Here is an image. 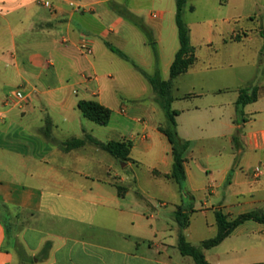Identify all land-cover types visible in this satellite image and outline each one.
<instances>
[{"label": "crops", "instance_id": "0c3cea01", "mask_svg": "<svg viewBox=\"0 0 264 264\" xmlns=\"http://www.w3.org/2000/svg\"><path fill=\"white\" fill-rule=\"evenodd\" d=\"M43 1L51 2L55 10L42 6ZM72 1L78 8L69 6ZM109 1L0 0V264H196L179 251L177 210L189 214L184 234L195 247L205 241L195 243L191 237V218L198 212L213 211L215 218L221 212L231 221L236 218L230 213L234 206L264 211V26L258 30V44H252V34L243 28L235 27L224 38L226 45L231 44L227 62L249 76L220 77L216 81L230 79L231 85L174 98L179 136L189 142L184 155L186 180L183 191L179 188L181 202L172 211L174 234L172 231L159 237L156 225L125 208L122 199L128 190L119 193V183L112 181L113 174L121 183L127 182L117 168L123 161L90 141L77 149H64L67 141L87 136L104 144L127 141L132 147L125 167L148 164L154 176L176 182L170 177L172 146L159 131L165 122L155 119V108L150 112L138 107V115L129 119L141 125L140 134L117 140L99 137L103 133L98 128L101 125L92 121L94 124H85L81 118V100H94L114 111L115 97L103 86L108 85L105 78H114L110 68L114 55L121 56L109 45L144 66H151L152 57L155 61V56L139 52L142 42L139 40L137 47L136 22L152 32L163 80L170 79V67L180 48L177 25L173 26L176 12L174 17L172 0H150L152 6L169 4L170 9L159 13L131 8L118 17L107 8L97 9ZM241 18H235L236 22ZM167 19L170 29L165 32ZM83 36L90 40V54L81 48ZM147 45L148 41L146 49ZM242 89L255 91L257 100L238 108ZM17 90L23 91L26 102L12 101ZM176 103H185L186 107L176 109ZM120 112L125 113V108ZM195 147L211 158L212 163L206 166L198 164L208 180L202 181L191 166L197 160ZM81 150L83 153L77 154ZM96 153H108L113 160L107 158L97 167ZM238 156L241 161L236 164ZM245 166L251 170L246 180L237 171ZM258 168L261 174L256 176ZM231 173L239 189L230 190L229 183L227 190H217ZM219 176L220 184H216ZM21 179L32 181L24 183ZM35 180L46 181V186ZM111 233L118 236L112 238ZM16 245L23 247L22 254ZM217 247L204 250L211 264H238L232 260L234 253L216 254L212 262L209 253Z\"/></svg>", "mask_w": 264, "mask_h": 264}, {"label": "rangeland", "instance_id": "374dc122", "mask_svg": "<svg viewBox=\"0 0 264 264\" xmlns=\"http://www.w3.org/2000/svg\"><path fill=\"white\" fill-rule=\"evenodd\" d=\"M172 3V11L175 17L177 9L176 0H172ZM191 6L194 7V11H189ZM101 7L107 8L114 17H118L122 11H130L131 8H145L147 11L157 13L164 9H170L167 2H158L152 6L150 0H111L102 6H98L97 9L100 11ZM147 13H145V16ZM239 16L242 18L238 19L239 22L237 23V19L235 18ZM249 17L252 19H249ZM184 20L192 30V45L196 50L197 63L192 71L176 79L173 90L174 98L187 94H200L214 89H223L225 85H231L230 79L216 81L220 77L231 78L232 76H236L239 78L240 76H249V74H242L238 68L231 66L230 62H227V60L230 61L231 44L226 45L224 38L228 37L235 27L243 28L252 34V44H258L260 42L258 30L264 26V0H189L184 8ZM106 23L107 25H112L109 22ZM169 26L170 21L167 19L164 23L165 32L169 31ZM173 26L176 28L175 18H173ZM135 32L137 47L139 46L138 41L142 42V48L139 52L146 56H154L150 45H147V49L145 48V44L148 41L146 33L139 27L136 28ZM177 44L179 46V40H177ZM132 59L131 61H127L118 55H114V60L110 67L114 73V81L110 78L104 79V82L108 83V85L104 84L103 86L105 92L114 96L116 100V104L112 106L114 111H112V118L108 127L96 125L100 130H103V133L98 134V136L100 135L99 137L104 139L117 140L123 137L128 138L132 134L139 135L141 125L129 119L138 115L136 114L138 107L147 108L150 112L155 108L157 110V114L154 115L155 119H160L159 121L161 122L166 121L165 113L156 101L159 100V97H156L157 95L153 91L151 84L140 72V69L149 74L155 72L156 64L153 61V57L152 64L149 67L142 65L136 58ZM165 77L167 78L168 74ZM209 96L212 97L214 95ZM195 100L192 99L191 101L195 102ZM122 107L125 108V113L123 114L120 112ZM174 107L182 109L186 105L185 103H176ZM241 116L239 117L240 123H242ZM81 118L85 124H94L84 117ZM226 149L224 143L222 152L224 155ZM82 153L83 150L77 154ZM95 156L94 165L97 167L99 166V162L102 163L103 160L105 162L107 158H112L113 160V157L108 155V153H96ZM195 157L197 162L193 160L191 166L195 168L202 181L208 180V175L203 170L204 168H200L198 164L206 166L212 163L211 158L207 154L199 153L198 147H195ZM240 161L241 157H236V164ZM90 164L92 163L90 162ZM124 165H126V162H122L117 168L121 172V175L128 178L127 182L121 183L119 179L114 178L113 174L112 181L119 183L120 187L128 190L125 198L122 199L125 208L129 213L142 215L145 220H148V224L156 225L159 237H165L172 231V234H174L176 225L172 211L175 205L181 202L179 185L172 180L154 176L152 168L148 164L134 165L133 167H125ZM237 171L242 172L244 180L247 179V175L251 174V170H248L247 166L244 167L243 171L242 169H238ZM135 178L136 181H134ZM215 179L216 184H220V176ZM20 181L30 183L32 180L21 179ZM35 181L46 186V181ZM50 181L54 183L55 179H50ZM229 183H232V189L230 190L239 189L238 180H236L234 173H231L228 180L221 184L217 190L221 192L227 190L230 186ZM163 203H165V206H162ZM214 203L216 204L215 201ZM255 211H258L255 207L234 206L230 213L232 217H237L240 214ZM5 220L8 221V219ZM191 221V237H193L192 240L195 243L216 235L217 224L213 211H210L208 214L198 212L193 215ZM111 234L112 238L118 236L116 233ZM9 237L10 241H12L11 230ZM226 253H234L232 256L234 263L264 264V225L254 221L241 225L230 235L224 244L209 253V258L213 262L215 261L216 254ZM190 260L193 262L192 258Z\"/></svg>", "mask_w": 264, "mask_h": 264}, {"label": "trees", "instance_id": "16d2710c", "mask_svg": "<svg viewBox=\"0 0 264 264\" xmlns=\"http://www.w3.org/2000/svg\"><path fill=\"white\" fill-rule=\"evenodd\" d=\"M188 1L189 0H176V25L178 29L180 48L176 53L175 59L170 67V79L168 80H163L161 77L158 49L156 42L153 39L152 32L143 23L136 22V26L141 28L148 36V42L150 43L154 52L156 64L155 72L153 74H148L141 69L140 72L146 77L153 90L157 93L159 97V104L165 113L166 121L164 125L159 126V131L166 136L172 146L173 169L170 177L176 181L181 191H183L184 182L186 180L184 155L189 148V142L179 136L178 124L176 121V117L179 112L173 109L172 104L174 101V81L178 77L186 74L197 60L196 50L191 43V29L184 20V8ZM190 10L193 11L194 8L191 7ZM109 47L114 53L119 54L123 59L131 61L130 58L120 50L110 45ZM256 100L257 94L255 91L250 93L248 89H242L240 90L237 107H244L245 105L253 103ZM78 109L86 119L98 125L107 126L110 123L112 111L97 101L81 100L78 103ZM87 141L99 145L103 150L107 151L112 156L123 162H127L130 159L129 155L132 145L127 141H110L104 144L98 142L91 136H87L86 139H72L67 141L64 143V149L66 151H70L80 148L84 146ZM116 187L119 193L124 190V188L120 186ZM216 218L218 225V232L216 236L203 241L201 247H195L186 240L184 234V231L188 226L189 214L182 212L181 209L177 210L176 219L180 226L178 248L182 255L192 257L196 264H211L206 259L204 250H209L219 246L237 227L247 221H255L264 224V211L244 213L231 221H229L227 217L221 212H217ZM16 248H18V252H20V254L24 252L23 247L16 245Z\"/></svg>", "mask_w": 264, "mask_h": 264}, {"label": "built area", "instance_id": "2783aa9c", "mask_svg": "<svg viewBox=\"0 0 264 264\" xmlns=\"http://www.w3.org/2000/svg\"><path fill=\"white\" fill-rule=\"evenodd\" d=\"M41 4H42V6L48 8L50 10H55V6L49 1H43ZM69 6L72 8H78L76 1L70 2ZM81 48H82V50H84L85 53H87V54L91 53L90 40L87 36H83L81 38ZM12 101L16 102L18 104L26 102V97H25L23 91L17 90L15 92L14 96L12 97ZM254 174L256 176H259L261 174V169L260 168L256 169Z\"/></svg>", "mask_w": 264, "mask_h": 264}]
</instances>
